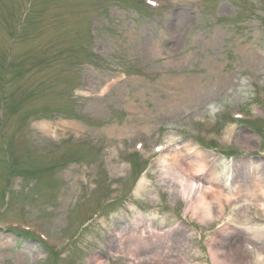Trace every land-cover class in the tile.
Masks as SVG:
<instances>
[{
	"label": "rangeland",
	"instance_id": "obj_1",
	"mask_svg": "<svg viewBox=\"0 0 264 264\" xmlns=\"http://www.w3.org/2000/svg\"><path fill=\"white\" fill-rule=\"evenodd\" d=\"M30 1L0 0V194L14 192L7 208L0 198V227L20 223L56 252L0 228V264H264L262 198L235 196L223 215L213 203L215 221L194 216L164 169L200 150L223 186L229 141L241 147L227 159L238 179L264 174L249 155L264 125L244 132L230 117L264 116V0H152L151 11L138 0ZM237 4L253 9L239 16ZM31 92L34 103L14 107ZM42 113L52 118L26 128ZM139 239L162 251L141 257Z\"/></svg>",
	"mask_w": 264,
	"mask_h": 264
},
{
	"label": "bare ground",
	"instance_id": "obj_2",
	"mask_svg": "<svg viewBox=\"0 0 264 264\" xmlns=\"http://www.w3.org/2000/svg\"><path fill=\"white\" fill-rule=\"evenodd\" d=\"M164 153L165 154L169 153V150L165 151ZM165 154L163 155L167 156ZM183 163L184 161H180L179 158L176 157L173 159V163L166 162L164 169L168 171L167 173H169L170 170L174 171L171 178L169 177L170 178L169 186L173 188L174 194H177L178 192L177 188H180L182 192H186V191L188 192V194L185 195V199L188 200L189 208H191L190 210L193 212L194 216L197 213H201V210L204 213L205 218H212L214 221L218 218L219 215H223L225 207L223 204L220 203V197L223 195L225 189L226 191L228 190V188H226V184L234 188V191H232V193L225 192L227 194V196L225 197L226 203H229L232 200V197L230 196H239V195L241 198H243V200H246L248 202H251L252 200H258L261 198L264 201V174L260 175L259 173H255L256 174V177H254L255 179H248L245 182V179L243 178L238 179L236 177L237 175L234 174L235 171H232L233 169L229 167L228 163L224 162L223 163L224 171H223V175H221L220 178L223 177V180L225 179L226 183H224L223 186H221L220 180L217 177V175L215 173H212L210 171L211 169H208V164H206V156L200 150H197L194 160L186 159V163H184L185 165ZM244 164L245 166H248V163H244ZM184 166L188 167V170L185 172L183 177V175H180V173L175 172L174 169L176 167L183 169ZM253 167L256 168L257 166L253 165ZM257 170L258 171L260 170L259 167L257 168ZM186 173L192 176L190 177V175H188L189 176L188 177L186 176ZM205 176H209L208 179L204 178ZM143 186H144V181H141L140 184L138 185V188L142 189ZM193 194L194 195L196 194L195 198H192ZM213 203L216 205L217 213L219 215L214 213L213 211L214 207L212 205ZM259 207L264 208V203H261ZM257 230H258V232L256 233L257 238L264 239L263 237L264 228L261 227L258 228ZM151 243L152 244H149L148 242H143L139 239L138 241H136L135 244L136 248L133 249V252L139 253L141 257H144V256H149L152 252L159 253L162 251L161 248L162 241H159V239L156 240L153 239ZM233 248H235V250L238 253L243 255L245 254V250H243L244 249L243 246H235ZM213 256L215 259H217L216 255ZM142 260H147V258Z\"/></svg>",
	"mask_w": 264,
	"mask_h": 264
}]
</instances>
